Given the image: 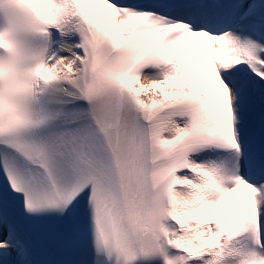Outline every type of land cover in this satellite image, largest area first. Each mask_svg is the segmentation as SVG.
Masks as SVG:
<instances>
[{
  "label": "snow or ice",
  "instance_id": "snow-or-ice-1",
  "mask_svg": "<svg viewBox=\"0 0 264 264\" xmlns=\"http://www.w3.org/2000/svg\"><path fill=\"white\" fill-rule=\"evenodd\" d=\"M0 264H264V0H0Z\"/></svg>",
  "mask_w": 264,
  "mask_h": 264
}]
</instances>
